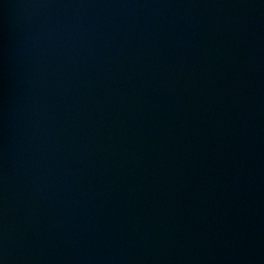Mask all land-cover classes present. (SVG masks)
<instances>
[{"label": "water", "instance_id": "obj_1", "mask_svg": "<svg viewBox=\"0 0 264 264\" xmlns=\"http://www.w3.org/2000/svg\"><path fill=\"white\" fill-rule=\"evenodd\" d=\"M0 264H264V0H0Z\"/></svg>", "mask_w": 264, "mask_h": 264}]
</instances>
